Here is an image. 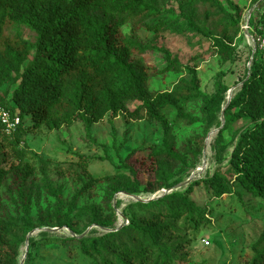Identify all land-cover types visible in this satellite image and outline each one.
Returning <instances> with one entry per match:
<instances>
[{"label":"trees","instance_id":"1","mask_svg":"<svg viewBox=\"0 0 264 264\" xmlns=\"http://www.w3.org/2000/svg\"><path fill=\"white\" fill-rule=\"evenodd\" d=\"M201 1L209 7L206 17H214L218 32L199 27L194 15H184L180 8L186 30L209 40L210 50L223 62L234 61V41L241 32L243 9L227 0L232 11L229 13L217 0ZM158 2L0 0V107L20 117L11 136L0 126V188L17 194L21 210V215L2 214L0 197V264H19V249L27 235L35 229L52 227L67 228L74 236L48 238L45 243L77 246L89 264H174L177 252L189 244L182 238L174 242L180 232H197L210 224L206 218L209 211L192 199L195 186H201L213 199L239 196L235 191L238 188L264 201V50L256 45L248 75L224 108V122L217 138L222 140L226 132L237 139L226 163L220 160L211 174L179 189L180 181L173 179L174 169L186 166L188 158L192 159L190 166L198 164L213 115L225 101L229 88L218 81L212 94L202 92L196 68L183 67L167 50L149 48L138 41L134 34L138 29L158 34L172 27V19L155 25L150 22L161 17ZM128 25L132 33L126 36L122 29ZM17 26L34 32V42L8 33ZM149 50L165 57V67L159 73L184 74L170 91L149 90L150 74L144 62ZM9 80L11 84L6 86ZM129 102L137 106L131 110ZM196 103L200 104L201 117L187 110L188 105ZM118 116L146 120L161 128L162 145L148 150L152 179L141 189L136 170L127 162L134 151L118 166L122 173L117 176L94 178L87 171L85 158H81V189L73 201L101 183L108 184L114 193L127 195L155 194L160 190L167 193L127 205V213H122L126 222L120 226H115L116 213L111 206L92 205L86 210L89 225L108 231L100 236L79 235L69 212H62L57 193L55 209L39 213L34 219L25 188L35 170L24 162L25 149L19 150L21 136L41 127L53 131L81 123L91 140L93 125L105 118L112 123ZM25 118L27 128H23ZM197 123L202 125L203 137L189 139L180 152L173 126ZM99 147L108 150L105 145ZM251 250L249 264H264V229Z\"/></svg>","mask_w":264,"mask_h":264},{"label":"rangeland","instance_id":"2","mask_svg":"<svg viewBox=\"0 0 264 264\" xmlns=\"http://www.w3.org/2000/svg\"><path fill=\"white\" fill-rule=\"evenodd\" d=\"M217 1L227 12L232 13L227 0ZM229 1L243 9L241 32L234 41V61L223 62L210 50L209 40L186 30L187 22L181 17L180 8L184 15L193 14L199 27L218 32L214 17H206L209 7L201 0H159L161 17L150 22L155 25L159 21L170 22L169 19H172V27L158 34L144 29L134 32L143 46L165 49L183 67L196 68L202 92L212 94L218 81L229 88L225 101L213 115L212 128L203 141L198 164L195 167L190 166L192 159L188 158L186 166L177 165L174 169L173 179L180 181L179 189H184L194 181L211 174L220 160L223 164L226 163L237 141L226 132L223 133L222 140H218L217 136L220 124L224 122L222 110L238 92L241 80L248 75L256 39L264 35V0ZM95 15L100 17L98 13ZM122 31L124 35H130L132 27L125 26ZM8 33L20 35L30 42L35 39L34 32L25 26L13 27ZM145 57L144 62L150 74L148 88L151 92L170 91L178 79L184 76L171 72L159 73L165 67V57L156 50L147 51ZM10 84L11 80L6 86ZM136 106V103H128L131 110ZM187 110L194 116L201 117L199 103L188 105ZM173 117L174 113H169L171 121ZM109 120L105 118L91 127V140L86 137L81 123L53 131L41 127L21 136L19 150L25 149L24 162L35 170L34 177L27 181L25 188L34 219L38 218L39 213L55 209L57 193L62 200V212H69L73 222H76V232L82 236H100L108 231L89 225L86 210L92 205L111 206L116 213L115 226H120L126 222L122 213H127V205L139 200L147 202L167 193L160 190L155 194L141 192L138 195H127L123 192L114 193L108 184L101 183L91 193L85 192L73 201L74 195L81 189L78 180V177L83 175L80 168L81 158H85L87 171L92 177L117 176L122 173L118 166L134 151L127 162L136 170L141 189L152 179L148 150L162 145L161 128L146 120L132 121L122 116L113 119L112 123H109ZM23 124V128H27V118ZM245 124L249 122L246 121ZM202 130L200 123L192 126L174 125L172 134L177 150L181 152L191 138H202ZM100 145L107 146L108 150L103 151ZM193 189L192 199L209 211L206 218L210 224L197 232H180L179 238H175L174 242L182 238L189 244L184 246L181 252H177L174 264H249L253 257L251 247L264 229V201L254 199L238 188H235V191L239 193L240 198L232 195L221 199H213L201 186H195ZM0 197L2 214L21 215L18 196L13 190L1 187ZM136 214L141 215L139 212ZM71 236L74 234L67 228L33 230L19 249L18 263L89 264V260L81 255L77 246L64 247L45 243L48 238L64 239ZM182 255L183 259L178 261Z\"/></svg>","mask_w":264,"mask_h":264},{"label":"built area","instance_id":"3","mask_svg":"<svg viewBox=\"0 0 264 264\" xmlns=\"http://www.w3.org/2000/svg\"><path fill=\"white\" fill-rule=\"evenodd\" d=\"M264 33V29H263ZM256 45L260 50H264V35L256 39ZM20 124V117L18 115H12L9 111L0 107V126L3 128L5 134L11 136L13 135Z\"/></svg>","mask_w":264,"mask_h":264},{"label":"water","instance_id":"4","mask_svg":"<svg viewBox=\"0 0 264 264\" xmlns=\"http://www.w3.org/2000/svg\"><path fill=\"white\" fill-rule=\"evenodd\" d=\"M223 113H224V109L222 110V115H223ZM181 187V185H179L177 188H180ZM140 202H143V201H141V200H139Z\"/></svg>","mask_w":264,"mask_h":264}]
</instances>
